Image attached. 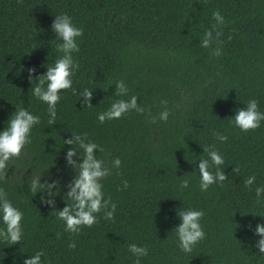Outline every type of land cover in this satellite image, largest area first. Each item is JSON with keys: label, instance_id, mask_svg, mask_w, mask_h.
<instances>
[{"label": "trees", "instance_id": "1", "mask_svg": "<svg viewBox=\"0 0 264 264\" xmlns=\"http://www.w3.org/2000/svg\"><path fill=\"white\" fill-rule=\"evenodd\" d=\"M60 13L70 15L83 35L73 53L76 93L67 90L49 125L47 105L31 93L28 69H35V79L62 55L50 27ZM209 31L210 46L202 47ZM217 47L220 55H213ZM118 79L145 113L100 123L97 113L110 105L115 86L109 85ZM84 88L93 90L90 107L78 100ZM251 98L264 111V0H0V129L17 105L40 117L31 143L0 177V187L24 213L25 229L23 246L0 242V264H23L38 250L44 264H134L130 243L147 246L141 264H264L253 246L264 200L243 183L255 176L264 184V121L248 132L230 123ZM162 99L169 118L152 122L164 108ZM214 130L228 140L216 141ZM70 132L95 141L102 149L98 158L109 166L112 157L121 159L102 181L116 204L113 218L100 213L98 223L78 235L55 218L72 203L63 198L75 175L64 160ZM209 144L223 155L227 179L201 192L195 164L207 158L201 146ZM176 175L189 180L188 189L178 188ZM36 176L58 180L54 207L29 190ZM184 208L205 213L206 237L191 254L178 248L174 230L175 209ZM72 242L75 248L68 247Z\"/></svg>", "mask_w": 264, "mask_h": 264}, {"label": "clouds", "instance_id": "2", "mask_svg": "<svg viewBox=\"0 0 264 264\" xmlns=\"http://www.w3.org/2000/svg\"><path fill=\"white\" fill-rule=\"evenodd\" d=\"M213 15L218 24L222 23L223 18L219 12ZM50 27L55 37L52 40L59 41L55 44V48L62 55H59L50 65L46 64V71L35 79L32 77L35 69L30 68L28 71L32 85L31 93L37 100L47 105V122L49 125H54L57 104L61 101L62 96L66 94L67 90L76 93V89L73 87L76 69L73 53L79 50L78 40L83 35V29L78 27L67 13L55 15ZM216 36L219 37L220 33L217 32ZM211 40L212 33L209 31L200 41L201 46L209 47ZM220 51L219 47L213 49V55H220ZM33 80L36 81L34 85L32 84ZM111 85L115 86L114 96L110 97V105L97 113L96 119L100 123H104L106 120H119L132 111L145 113V108L141 103L137 104L138 96L128 95L129 90L123 80L118 79L109 86ZM92 92L93 90L84 88L79 93L78 100L83 107L92 106L90 103ZM167 103L166 100H160V104L164 105V108L158 113V117L151 116L152 122H155L157 118L160 121L168 120L170 112ZM39 121L40 117L33 114L28 108L15 106V111L9 115L4 128L0 129V177H3L5 171L9 170V162L14 158H19L26 145L31 143L32 129ZM262 121H264V111L259 109L258 101L255 98L249 99L242 108H237L234 116L230 117V123L241 132L258 129ZM70 133V138L63 139V146H70L65 152L64 160L66 166L75 175L66 184L67 191L63 198L72 203H66L61 210L55 211V218L63 221L66 232L78 235L83 228H91L98 223L100 219L98 214L100 213L104 219L113 218L116 204L105 196L102 181L112 174V169L120 168L121 159L118 156L112 157L109 166L105 160L98 158L97 153L102 149L95 141L88 139L86 134ZM213 137L220 143L228 140L227 135L215 130ZM201 147L203 153H207V158L198 159L199 162L195 164V167L198 169L199 189L201 192H206L212 185L220 186L227 176L224 168L221 167L225 163L224 157L215 145L209 144ZM212 168L215 170H210ZM177 178L180 177L177 176ZM255 181V176H247L243 183L249 191L255 192L257 201H262L264 200V184H256ZM127 186V182H123V187L127 188ZM178 188L188 189L189 180L179 179ZM29 190L35 194L42 193V202L51 207L55 206L54 197L60 194L59 182L51 176L44 180L41 176L31 178ZM177 209H175V214L179 223L174 227L177 246L183 253L191 254L198 243L206 237L201 223L205 213L203 209L184 208L179 211ZM254 234L259 239L253 246L258 249L259 254H264V223H258L255 226ZM24 239V213L8 198L7 192L0 187V242L9 246L22 242L23 246ZM75 246V242L68 245L69 248H75ZM127 249L134 257V264H141V258L148 256L147 246L130 243L127 245ZM43 256V250L35 251L34 254H28L27 258L23 259V264H44Z\"/></svg>", "mask_w": 264, "mask_h": 264}]
</instances>
